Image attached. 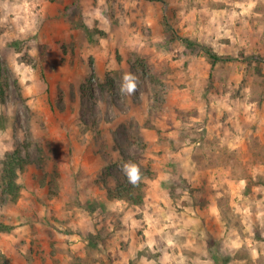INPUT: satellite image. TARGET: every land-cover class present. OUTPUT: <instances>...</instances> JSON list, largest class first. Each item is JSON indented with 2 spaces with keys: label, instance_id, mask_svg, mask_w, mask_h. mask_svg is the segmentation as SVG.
Returning a JSON list of instances; mask_svg holds the SVG:
<instances>
[{
  "label": "rangeland",
  "instance_id": "rangeland-1",
  "mask_svg": "<svg viewBox=\"0 0 264 264\" xmlns=\"http://www.w3.org/2000/svg\"><path fill=\"white\" fill-rule=\"evenodd\" d=\"M0 86V264H264V0H0Z\"/></svg>",
  "mask_w": 264,
  "mask_h": 264
},
{
  "label": "trees",
  "instance_id": "trees-1",
  "mask_svg": "<svg viewBox=\"0 0 264 264\" xmlns=\"http://www.w3.org/2000/svg\"><path fill=\"white\" fill-rule=\"evenodd\" d=\"M189 43L191 42L189 41ZM206 51H207V54L213 60V63L220 59V57L216 55L215 53H213L209 48H207ZM2 86H0L1 93L3 92ZM13 158L14 159L7 162L8 168H7V173L5 175L4 180L6 182V188H5L6 192L8 193V195L11 196L12 199H15L19 194L18 191L20 188L19 183L16 181V176H17L16 171L17 170L15 167V163L20 162L22 158L16 157V156H14ZM20 166H23V165H20ZM140 188H141L140 178L136 184H132L128 178L123 179V181H119V186L117 187V190L119 191V195H117V197L128 200L129 202H132V203H137V204L142 203V194H141ZM135 189H138V195L136 196H134L133 194V191ZM5 228H7V226L5 224L0 223V229L3 230Z\"/></svg>",
  "mask_w": 264,
  "mask_h": 264
},
{
  "label": "clouds",
  "instance_id": "clouds-1",
  "mask_svg": "<svg viewBox=\"0 0 264 264\" xmlns=\"http://www.w3.org/2000/svg\"><path fill=\"white\" fill-rule=\"evenodd\" d=\"M125 85L122 86L121 91L127 90L128 92H134L135 91V84L133 83L132 79L130 77H125ZM124 170L128 176L129 181L132 184H136L139 180V170L135 165L132 164H126L124 166Z\"/></svg>",
  "mask_w": 264,
  "mask_h": 264
},
{
  "label": "crops",
  "instance_id": "crops-1",
  "mask_svg": "<svg viewBox=\"0 0 264 264\" xmlns=\"http://www.w3.org/2000/svg\"><path fill=\"white\" fill-rule=\"evenodd\" d=\"M218 134H219V136L222 135V133L220 134V132H219ZM234 135H235V138H234V139H227V138L224 136V134H223V135H222V142H223V144H226L227 146H231L232 148L239 146V144L241 143V141H240V137H239V133L236 132V133H234ZM197 142H199V141H197ZM218 143H219L220 146H221V142L219 141ZM154 183H155V188H158V184H157V182H154ZM118 201H119V200H118ZM118 201H116V203H117ZM122 201H126V200L124 199V200H122ZM119 203H120V202H119ZM115 206H116V205H115Z\"/></svg>",
  "mask_w": 264,
  "mask_h": 264
}]
</instances>
